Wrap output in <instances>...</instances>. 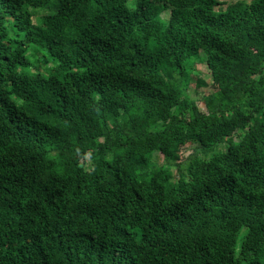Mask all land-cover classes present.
Segmentation results:
<instances>
[{
    "label": "trees",
    "instance_id": "trees-1",
    "mask_svg": "<svg viewBox=\"0 0 264 264\" xmlns=\"http://www.w3.org/2000/svg\"><path fill=\"white\" fill-rule=\"evenodd\" d=\"M129 1L0 0V264H264V0Z\"/></svg>",
    "mask_w": 264,
    "mask_h": 264
},
{
    "label": "rangeland",
    "instance_id": "rangeland-1",
    "mask_svg": "<svg viewBox=\"0 0 264 264\" xmlns=\"http://www.w3.org/2000/svg\"><path fill=\"white\" fill-rule=\"evenodd\" d=\"M250 0H221V5L219 6L220 8H226L227 6H230V5H233V4H239V6H245L246 3H249ZM129 7L133 8L134 5H135V0H130L129 1ZM41 10V9H39ZM43 11V10H41ZM169 15V11L168 10H165L164 12H162V17H165L167 18ZM37 22H40V18L37 19ZM34 49V53L37 52V49L35 47H33ZM30 57V61L31 63L33 64H39L41 66V68H47V66H53L54 62L50 59V57H48L49 59V62L46 66V64H44L43 62V55L41 56L40 54L39 55H28ZM200 66V65H199ZM188 91H189V94H190V97L193 98L197 103H198V106L201 108V109H204L202 103H201V97L202 95L205 93V92H208V91H211L212 89L207 87V88H203V89H194V83L192 82L191 84L188 85ZM195 144L194 143H190L188 144L186 147H181L180 149V154H181V160H180V163L182 165V169L184 170L185 167H186V164L188 163L189 159H190V156L191 154L193 153V146ZM156 157H157V161L160 162V163H163L165 160L163 159V157H161L160 154H156ZM154 161L155 160V157H154ZM174 169V168H173ZM177 173V172H176Z\"/></svg>",
    "mask_w": 264,
    "mask_h": 264
}]
</instances>
